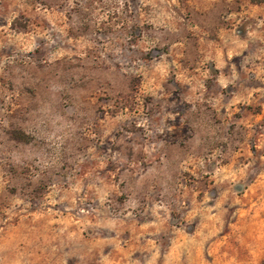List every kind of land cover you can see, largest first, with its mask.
I'll list each match as a JSON object with an SVG mask.
<instances>
[{
	"label": "rangeland",
	"instance_id": "obj_1",
	"mask_svg": "<svg viewBox=\"0 0 264 264\" xmlns=\"http://www.w3.org/2000/svg\"><path fill=\"white\" fill-rule=\"evenodd\" d=\"M200 1L0 0V264H264V95L181 73Z\"/></svg>",
	"mask_w": 264,
	"mask_h": 264
},
{
	"label": "crops",
	"instance_id": "obj_2",
	"mask_svg": "<svg viewBox=\"0 0 264 264\" xmlns=\"http://www.w3.org/2000/svg\"><path fill=\"white\" fill-rule=\"evenodd\" d=\"M229 6L238 9L239 13L253 23L240 28V20L233 17L230 26L213 27V34L217 30V38L209 35L211 27L203 24L205 18L212 16L219 0H201L195 11V25L203 36L196 37L195 46L202 54L199 57H186L181 73L186 75L193 84L195 93L201 94L204 90H197L195 81L200 77H216V85L211 89L212 94H219L213 104L218 109H235L244 104H250L256 95H264V86L256 87L246 82L249 75H257L264 79V2L255 3L251 0H228ZM238 10L233 9L231 16ZM241 11V12H240ZM237 22H236V21ZM214 26V24H213ZM207 29V30H206ZM215 31V32H214ZM198 34V33H197ZM201 34V35H202ZM258 39L261 43V52L252 54L249 51L250 43ZM260 49V50H261ZM205 89H210L204 86ZM213 98V97H211ZM264 106V98L259 102ZM194 104H196L194 102Z\"/></svg>",
	"mask_w": 264,
	"mask_h": 264
},
{
	"label": "trees",
	"instance_id": "obj_3",
	"mask_svg": "<svg viewBox=\"0 0 264 264\" xmlns=\"http://www.w3.org/2000/svg\"><path fill=\"white\" fill-rule=\"evenodd\" d=\"M252 2H255V3H261V2H264V0H251Z\"/></svg>",
	"mask_w": 264,
	"mask_h": 264
}]
</instances>
